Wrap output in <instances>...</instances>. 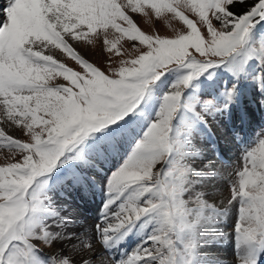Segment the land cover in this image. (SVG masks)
Instances as JSON below:
<instances>
[{"label":"snow or ice","instance_id":"1","mask_svg":"<svg viewBox=\"0 0 264 264\" xmlns=\"http://www.w3.org/2000/svg\"><path fill=\"white\" fill-rule=\"evenodd\" d=\"M237 2L244 0H6L0 7V109L8 121L22 127L28 142L0 129V146L13 155L19 153L0 164V264H108L102 254L91 258L96 246L84 237L67 245L71 256L53 244L68 238L64 226L70 221L54 210L49 195L54 185L49 181L65 165L75 176L77 164L91 166L116 153L151 85L178 66L190 72L164 94L152 122L106 178L95 234L96 242L107 249L139 222L140 233L147 229L146 239L119 260L110 255L112 264H194L199 245L216 238L206 228L215 232L212 225L227 206L209 204L203 191L195 192L194 200L185 199L193 194L195 184L211 174L192 168L190 159L196 152L187 141V125L177 128L173 121L181 107L195 114V101L181 104V93L192 76L214 64H226L239 73L250 50L262 52L258 44L251 49L245 44L252 25L264 20V0H254L244 13L232 10ZM147 8L157 16L178 17L187 30L171 38L146 34L126 10ZM185 11L198 18L206 34ZM109 29L117 34L112 41L107 39ZM101 31L107 51L116 49V42L125 37L146 50L105 74L69 42H91V34L99 37ZM50 47L66 54L82 71L46 55L44 50ZM56 77L68 86L50 83ZM234 87L223 93L224 107ZM243 162L228 204L240 205L237 240L260 245L264 139L244 153ZM193 176L199 181L190 179ZM36 241L50 249L46 259ZM238 264H255V260L241 253Z\"/></svg>","mask_w":264,"mask_h":264},{"label":"rangeland","instance_id":"2","mask_svg":"<svg viewBox=\"0 0 264 264\" xmlns=\"http://www.w3.org/2000/svg\"><path fill=\"white\" fill-rule=\"evenodd\" d=\"M121 3H126L127 0H119ZM254 3V0H244V3L237 2L232 10L236 13L246 12ZM127 14L131 16L137 26L146 34L149 35H160L163 37L171 38L177 32L186 31L187 26L183 24V21L179 20L178 17H174L170 13H164L157 16L150 8L144 9L139 12H132L131 9H127ZM185 15H188L190 19H193L196 23L197 28L202 34H206V27L199 23L197 17L191 12L185 11ZM215 27L219 28V22L213 20ZM114 30L109 29L107 31V39L109 41L114 40L115 37ZM91 42L88 41H69L73 47L89 62L93 63L94 66L100 68L105 74H110L109 69L119 68L121 66V61L131 60L143 52L145 47L139 42L129 41L126 37L120 39L116 42V49L112 51L105 50L104 39L105 34L101 31L99 37L95 33L91 34ZM259 45L262 49L261 53H256L255 51L249 52V55L244 57L243 70L239 73L234 74L233 71L229 69L226 64H214L205 68L199 75H194L189 80L188 85L184 88L181 93V104L186 102H192L195 114L188 111L186 108L181 107L178 109L176 117L173 121L174 125L179 128L183 125H187L186 138L191 144L196 154L190 159L192 168L199 171V167L194 164V160H206L212 159L215 161L218 167L216 169L221 171L223 176V182L220 191H209L204 188L206 180L203 183L195 184L193 186V194L191 196H186L185 199H195V192L203 191L207 197V202L214 207L224 208L227 206V210L224 215L219 218L212 227L215 229L213 233L211 228H206V232L209 236L215 235L216 238H209L208 242H203L199 245L197 253H207L213 250L214 245L223 247L226 250H230L237 240V233L235 232V222L238 220V212L240 205L237 202L228 204L230 199V189L234 182L238 181L237 173L243 168V155L244 153L254 147H258L260 139H264V20H258L255 22L248 34V40L245 44L246 48L251 49L252 45ZM45 54H51L54 58L58 59L60 62L65 63L67 66L72 67L75 71H82L81 67L76 64L75 61L67 57L66 54L62 53L59 49L50 47L44 50ZM257 55L261 56V59L257 58ZM190 72L186 67L169 68L159 79H157L150 88V91L146 93L143 98L142 106L139 110L134 111V119L128 126V134L124 137L121 145L118 147V151L114 154L109 155L106 159H98L91 166H84L82 164H77L75 169L81 171L78 176H73L71 170L65 169L66 165L62 170H58L52 174V179L49 183L54 185L51 189L49 195L52 199L54 210L58 213L63 211V207L59 205L55 200H72L70 192L74 190L81 193H86L90 188L95 187L94 179L98 172L105 170L107 168L105 179L107 176L116 169L117 165L125 158L128 152L131 150L133 144L137 139L140 138L143 131L147 129L149 124L152 122L155 113L159 110V106L162 102V97L167 93L170 87L178 81L182 76L187 75ZM53 84H64L68 86V82L62 77H56L54 80L50 81ZM234 87V95L231 101L224 107L225 98L223 93L227 89H232ZM252 99L254 105L257 107L255 110V120L250 126L249 130L244 132V121L241 116L235 115L239 114L237 112L242 111L243 100ZM211 101V103H206ZM3 110L0 109V113ZM236 116V117H235ZM0 129H3L6 134L12 135L14 138L24 140L28 142V138L22 131V127H19L7 120L6 116H0ZM217 133H221L225 139H220ZM219 141H222L221 143ZM226 142V143H225ZM220 145V147H219ZM228 146L227 152H224L225 159L221 157L222 146ZM202 150H205L204 156ZM221 154V156H219ZM19 153L13 155V151L0 146V164L5 162H11L14 160ZM208 155V156H207ZM202 157V159H200ZM209 157V158H207ZM221 157V158H220ZM11 158V159H10ZM206 158V159H205ZM157 170L160 168L158 164L156 166ZM67 171L69 173H67ZM84 173L85 175H82ZM60 175H63L61 178ZM86 175L88 177H86ZM67 176L71 178H66ZM78 179V180H77ZM190 179L194 181H199L198 177H191ZM105 180L101 185L102 193H106ZM75 185V186H74ZM93 185V186H92ZM67 186V187H66ZM91 186V187H90ZM77 189H73V188ZM66 190V191H65ZM216 195L218 201H212V196ZM214 195V196H215ZM76 196V195H75ZM215 201V202H214ZM56 202V203H55ZM104 202L99 203L96 209H102ZM101 207V208H100ZM62 208V209H61ZM115 211V209H113ZM99 211V210H98ZM97 211V213H99ZM206 213L211 214L212 209L206 208ZM92 215V214H91ZM93 215L92 221L89 226L93 228L99 222L100 216ZM75 217L68 219L70 222H74ZM67 224V228H68ZM83 226V225H82ZM139 222L136 227H133L123 239L119 240V246L114 243L109 248L105 249L96 242L98 238H92V243L100 247V254L112 264L109 258L111 255L113 259L119 260L127 253H131L133 249H136L141 241L146 239L147 229L143 233L138 231ZM90 228V229H91ZM88 230L87 226H83L79 234L85 233ZM133 231V232H132ZM67 243L74 244L77 242L73 240L74 232L69 231L67 233ZM71 234V235H70ZM88 239V237H84ZM218 238V239H217ZM211 239V240H210ZM73 240V241H72ZM123 241V242H122ZM216 243H213V242ZM243 242V241H241ZM37 246L41 248V255L47 258L50 249L47 245H42L39 241H36ZM205 243V244H204ZM211 243V244H209ZM231 243V245H229ZM209 244V245H208ZM224 244V245H223ZM250 247L264 246V241L257 245L255 242L248 243ZM68 256H71V252L67 249L66 252ZM238 255V252L235 254ZM97 255L94 254L92 259H95ZM230 264H238L237 260ZM202 262V263H200ZM215 264L211 261H202L196 255L194 264Z\"/></svg>","mask_w":264,"mask_h":264},{"label":"bare ground","instance_id":"3","mask_svg":"<svg viewBox=\"0 0 264 264\" xmlns=\"http://www.w3.org/2000/svg\"><path fill=\"white\" fill-rule=\"evenodd\" d=\"M5 3H6V0H0V7H2ZM241 110L242 111L237 112L239 114H235V115H239L240 118L242 116L243 121H244V124H243L244 129L243 130L246 133L255 120V113H256L255 110H257V107L254 105V102L252 101V99L243 100V107L241 108ZM0 116L3 117L5 115L3 113H0ZM216 135H218V137H220V139L221 138L225 139L221 133L220 134L217 133ZM219 142L221 143L222 141H219ZM219 147H220V145H219ZM227 149H228V146H226V145L222 146V148L220 149L221 150L220 152L223 155L221 156V154H219V156H221L225 159L224 152L226 153ZM204 153H205V150H202L201 154H203V155H200V156H204ZM207 158H209V157H207ZM200 159H202V157H200ZM211 160L212 159H206V160L202 161V160L197 159V160H194L193 162H194V164H196L200 168L199 171H206L207 173L211 174V175H207V177L205 178L206 182H205L204 188L208 189L209 191H212V190L220 191V189H223V188H221V185L223 182V176L221 174L223 172H222V170L216 171V169H213L214 166L218 167V165L215 161H211ZM205 166H208V167L206 168ZM68 168L69 167L66 165L65 169H68ZM106 172H108L107 168L105 170H102L101 172H98V174H96L95 179L93 180L96 186L90 188L89 191H86V193H84L81 197L78 196V193H79L78 192V193H76L75 198L72 200L68 199V200H64L63 202L60 200H55L57 203H59V205L61 207H63V211H61L59 213L60 216L66 217L67 219H69L71 217H75L74 222L66 223V225L64 226V232L66 234L69 231L74 232V237H73L74 241L77 240L76 239L77 237H85L86 236L92 242L93 234H94V237H96L95 227L93 226V228H91V226H89V225L92 221L93 215L96 216L98 214V216H99L101 213L102 209H96V205L98 207L99 203L105 202L106 193H102V191L100 189L102 188L101 185L103 184V180H105V182H106V179H105ZM67 173H69V172L67 171ZM75 173H76L75 179H76V176H78V179H80L79 176L81 174V171H78L75 169ZM82 175H85V174L82 173ZM60 176H61V178L63 177V175H60ZM68 177L69 176H67L66 178H68ZM86 177H88V176L86 175ZM69 178H71V177H69ZM73 189H76V188L74 187ZM79 194H81V193H79ZM70 195H71V197L73 196L72 193H70ZM214 195L211 198L212 201H213V197H214V200L218 201V197H216V195L215 196ZM97 211L99 213H97ZM49 223L53 224L54 221L50 220ZM67 224H69L68 228H67ZM82 225L84 227L87 226L88 230H85V233H83V234H79L80 233L79 231H81V228L83 227ZM53 227L55 228V226H53ZM206 242H208V241H206ZM115 243L117 244L116 246L118 248V246L120 245L119 241H117ZM213 243H216V242L214 241ZM53 244L56 247H59L60 249H62V251H64V255L67 254L66 253L67 249H68L67 245H69V243H67L66 239L65 240H54ZM112 244H114V243L110 242V246ZM209 244H211V243H209ZM229 245H231V243ZM95 246H96V251L91 254V257L94 256V254L98 256V254L100 253V250L102 249V248L100 249L101 246L100 247L98 245H95ZM237 252H238V255H235ZM241 253H243L245 258H247V259H254L255 264H264V246L260 245V246H256V247L252 248L248 245V243L241 242V241H238L233 246H231L230 250L227 249V246H226V250H225L223 247L218 246L216 244L213 246V250H211L210 252H207V253L203 252V253H199V254L197 253V255H198V258L200 260L202 259L203 262L204 261H206V262L211 261L212 263H215V264H230V263L234 262L233 259L237 260V263H238V257H239V254H241ZM60 258H63V257H60ZM73 258L76 260H79L78 256L73 257ZM200 263H202V262H200ZM108 264H111V263L108 262ZM203 264H206V263H203Z\"/></svg>","mask_w":264,"mask_h":264}]
</instances>
